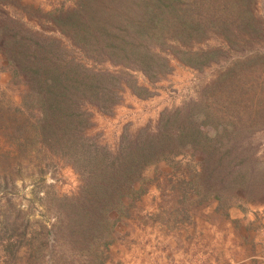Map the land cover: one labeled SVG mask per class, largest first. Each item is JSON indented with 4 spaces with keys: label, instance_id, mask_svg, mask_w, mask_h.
<instances>
[{
    "label": "rangeland",
    "instance_id": "1",
    "mask_svg": "<svg viewBox=\"0 0 264 264\" xmlns=\"http://www.w3.org/2000/svg\"><path fill=\"white\" fill-rule=\"evenodd\" d=\"M75 2L0 0V264H264V0H211L198 21L204 33L156 51L167 67L153 77L83 56L55 21ZM212 13L222 16L224 34L210 28ZM35 58L63 76L71 61L121 76L111 112L72 99L73 138L81 136V110L86 135L113 157L163 146L137 169L141 193L118 178L120 211L101 233L87 224V175L53 155L58 148L9 138L19 125L35 131L30 124L41 116L25 106L41 93L24 71ZM46 154L56 169L41 163ZM76 205L81 227L71 222Z\"/></svg>",
    "mask_w": 264,
    "mask_h": 264
},
{
    "label": "trees",
    "instance_id": "2",
    "mask_svg": "<svg viewBox=\"0 0 264 264\" xmlns=\"http://www.w3.org/2000/svg\"><path fill=\"white\" fill-rule=\"evenodd\" d=\"M210 2L211 0H76L74 6L62 9L55 21L62 34L87 59L102 64L109 62L120 68H134L153 77L158 72L162 74L167 67V61L160 63L161 57L156 51L184 48L191 44L189 41L194 40V35L204 33L205 25L198 21H201L206 5ZM207 15L209 17L204 18H212L210 28L224 34L227 26L221 19L222 16L216 13ZM171 33H177V37L172 39L169 36ZM8 53L11 57L10 52ZM176 53L192 56L187 50H176ZM26 56L34 58L30 54ZM39 62L35 58L24 69L27 78L38 85L41 91L38 98L30 93L25 104L28 111L38 110L41 115L36 123L30 124L35 135L26 131V125H19L9 138L23 144H32L37 139L48 149L58 148L60 154L56 151L53 155H60L58 158L64 160L66 165L87 175L82 187V190H87L85 194H88L90 201L86 212L87 224H91L89 227L95 233H101L109 227L112 215L119 210L118 204L122 203V186L118 185V178H127L132 187L129 186V190L134 194L141 193V190L134 188L135 176H139L137 169L147 163L150 157L156 156L157 149L162 144L158 141V145L150 144L146 148H138L136 152L130 151L113 157L86 135L91 124L89 115L81 110L78 114L81 118V136L78 140L73 138L69 132L74 124V109L77 104L72 99L79 97L80 106L91 104L103 112H111L119 102L121 76L108 70L88 69L86 65H76L72 61L68 63L69 73L63 76L54 65ZM155 68L159 70L154 71ZM230 81L229 85L236 83L235 78ZM59 131L64 134L60 135ZM138 142L140 139L136 143ZM89 150H92L93 155ZM98 155H102L106 161H96ZM41 163L49 169L59 166L47 154ZM46 174L44 169L39 170V183L44 182ZM80 201L81 196L76 203ZM70 207L73 212L78 211V218L72 217L71 222L81 227V206ZM68 215L72 216L70 212ZM63 217L62 212L55 214V229L61 230L64 227Z\"/></svg>",
    "mask_w": 264,
    "mask_h": 264
}]
</instances>
